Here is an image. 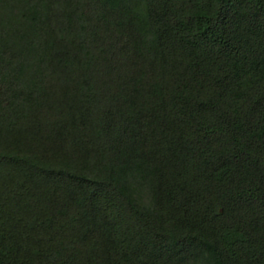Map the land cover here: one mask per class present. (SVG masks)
<instances>
[{"label":"trees","instance_id":"1","mask_svg":"<svg viewBox=\"0 0 264 264\" xmlns=\"http://www.w3.org/2000/svg\"><path fill=\"white\" fill-rule=\"evenodd\" d=\"M0 264H264V0H0Z\"/></svg>","mask_w":264,"mask_h":264}]
</instances>
